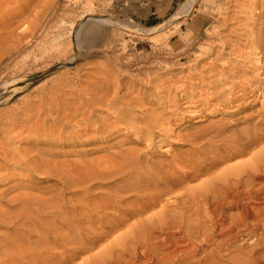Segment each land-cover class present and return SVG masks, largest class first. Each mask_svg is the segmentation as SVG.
<instances>
[{"label": "bare ground", "instance_id": "6f19581e", "mask_svg": "<svg viewBox=\"0 0 264 264\" xmlns=\"http://www.w3.org/2000/svg\"><path fill=\"white\" fill-rule=\"evenodd\" d=\"M59 3L0 0V264H264V0H185L173 15L183 23L199 6L187 45L163 47L180 58L109 43L87 76L72 65L107 27L159 44L182 23L143 30L96 16L92 2L57 14ZM215 50L239 66L215 75L212 96L196 100L194 84L172 97L173 86L156 90L158 71ZM136 61L143 73L121 69ZM59 66L69 68L55 75ZM141 85L154 87L150 99ZM257 105L228 126L167 134L169 112ZM122 131L144 139V150L100 143ZM171 137L185 150L167 161L149 154Z\"/></svg>", "mask_w": 264, "mask_h": 264}, {"label": "rangeland", "instance_id": "374dc122", "mask_svg": "<svg viewBox=\"0 0 264 264\" xmlns=\"http://www.w3.org/2000/svg\"><path fill=\"white\" fill-rule=\"evenodd\" d=\"M88 2H92L93 7L95 8L94 14L96 16L107 17V19L111 17L117 21H120L122 25H130L138 29H154L157 31V29L160 27L163 30L170 29L180 22L182 25L179 28V32L174 33L170 37L166 36L159 44L149 43L147 40L149 37H143L141 39L131 32L119 28L107 27V31L103 32L101 39L97 43L95 42L89 44L88 46L91 49L86 50V52H83L82 50V58L77 60L75 65H72V67L74 66L75 68H78V71L81 74H84V76L91 74L96 68H98L100 63L104 62V56L98 53L99 50L97 52V49L109 43H113L116 46H121L123 43H126L130 49L137 48L138 46H144L149 51V59L157 58L163 60L166 58L168 61H175L180 58V56H178L175 50L164 51V45H168L169 47L173 45L179 49L186 47L188 40L186 37L187 27L193 26V23L199 19L198 5L193 7V11L190 12L191 15L187 17L186 23H183L182 18L180 17H173L175 13L184 7L185 0H152L149 5L144 7L140 5L142 2H136V0H60L58 8L52 7L51 9H57V14H81L87 9L86 7ZM122 2L125 4L123 8L125 12L119 11V8H116L117 3ZM33 6L34 5H32V7ZM14 7L15 5H11V9ZM203 11L204 10L201 9V12ZM58 33L61 32L57 30H54L53 32V34ZM68 40H70V37L66 39V41ZM134 52L135 51L129 52L128 56H134V58L138 59L142 57L141 54H136ZM227 52L228 50H215L213 56L200 60L196 65L186 66L185 63H183L181 68L176 69L175 71L162 72L163 70H160L157 72V77L159 80H161V83H156L154 86H157L156 90L159 93H162V95L164 93L162 88H170V86H173L174 88H172L171 91L172 97L175 92L179 90L176 88H189L191 84H194L192 88L195 90V93H197L195 98L196 100L203 97L209 98L213 93L210 81L217 79L215 75L219 72H225V70L235 71L239 66L233 59H227ZM97 54L98 56H96ZM140 62L141 61H136L123 64L121 69L124 72L127 71L131 74L138 72L143 73V70L139 69ZM68 68L69 67L67 66H59V71L56 72L55 75L65 73V70ZM151 72H153V70ZM116 76L122 77L120 74H117ZM197 78H201L202 82L198 83ZM137 90L147 95L150 99L151 92L154 91V87L141 85L137 87ZM259 107L260 105H257L255 108L251 107V109H249L250 107L247 106L241 108L238 112H232L233 109L231 108L209 106L205 111L200 113V116H187L183 118L181 116L177 117L176 115H171V112H169L165 116V118H168L170 121V128L167 134H169V132L177 131H182L185 133L193 127H203L211 123L228 126L233 124L236 118L248 115L253 109H257ZM179 109L181 110V107ZM100 143L107 146L119 144L123 149H130L134 151H142L146 146L144 139L138 138V136L132 132L126 133V131H122V134L112 136L109 141H100ZM86 146L87 145H78L77 147L73 148L80 149L85 148ZM110 149L114 150L115 148L111 147ZM183 150H185V148H181L178 140L171 137L165 138L164 141L156 144L155 147L150 150L149 154L158 160L167 161L171 160L174 155ZM15 180L16 183L19 184L24 182V177L19 176Z\"/></svg>", "mask_w": 264, "mask_h": 264}]
</instances>
